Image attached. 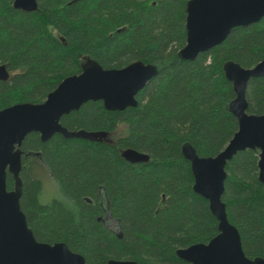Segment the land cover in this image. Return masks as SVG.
I'll return each instance as SVG.
<instances>
[{"label": "trees", "instance_id": "obj_1", "mask_svg": "<svg viewBox=\"0 0 264 264\" xmlns=\"http://www.w3.org/2000/svg\"><path fill=\"white\" fill-rule=\"evenodd\" d=\"M27 13L15 0H0V111L42 104L68 77L96 61L104 69L135 62L155 65L156 76L137 97L138 106L107 111L89 102L61 119L86 138L39 133L23 142L21 208L39 242L65 243L86 264L111 260L138 264H190L180 249L208 244L219 235L209 202L194 191L190 144L202 158L219 155L238 132L230 111L236 98L224 73L227 62L254 68L264 60V19L236 28L227 40L195 61L181 60L187 44L190 0H38ZM249 114L264 116V77L247 89ZM148 154L131 164L123 151ZM258 150L238 153L226 167L223 202L252 260L264 258V184ZM33 157L56 182L61 200L43 205L42 182L26 168ZM7 187L15 189L8 174ZM113 221L115 228L109 226Z\"/></svg>", "mask_w": 264, "mask_h": 264}, {"label": "water", "instance_id": "obj_2", "mask_svg": "<svg viewBox=\"0 0 264 264\" xmlns=\"http://www.w3.org/2000/svg\"><path fill=\"white\" fill-rule=\"evenodd\" d=\"M14 7L34 13L39 9V1L15 0ZM186 14L187 44L178 56L181 60L195 61L223 44L234 29L261 22L264 0H190ZM224 73L236 95L229 108L238 120V132L216 157L202 158L190 144L182 148L191 163L194 191L209 202L219 221V235L208 244L180 249L177 255L190 264H264V258L252 260L246 256L241 235L229 221L223 202L226 167L240 152H260L259 180L264 184V116L249 114L247 100L249 82L264 77V60L250 69L230 61L225 64ZM158 74L157 66L141 61L122 69H104L91 61L84 65L81 74L66 78L44 103L17 104L0 111V264H86L85 258L65 243L39 242L29 227L21 208L23 142L32 133H39L42 142L58 134L66 139L86 138L82 132L63 127L61 119L89 102L101 101L111 112L136 108L138 95ZM10 78L7 67L0 65V81L7 82ZM122 155L131 164L150 161L148 154L134 149H127ZM8 174L15 180L13 191L7 187ZM108 264L138 263L111 260Z\"/></svg>", "mask_w": 264, "mask_h": 264}, {"label": "rangeland", "instance_id": "obj_3", "mask_svg": "<svg viewBox=\"0 0 264 264\" xmlns=\"http://www.w3.org/2000/svg\"><path fill=\"white\" fill-rule=\"evenodd\" d=\"M26 168L35 178L42 182L43 190L39 196L41 204L49 205L54 200H61L63 198L56 182L42 162L36 158L29 157L26 160ZM109 226L115 228L116 223L112 221Z\"/></svg>", "mask_w": 264, "mask_h": 264}]
</instances>
